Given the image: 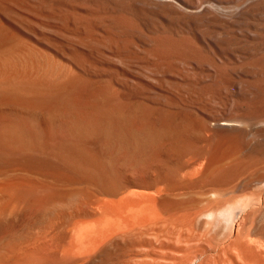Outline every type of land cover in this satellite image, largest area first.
<instances>
[{
	"label": "bare ground",
	"instance_id": "obj_1",
	"mask_svg": "<svg viewBox=\"0 0 264 264\" xmlns=\"http://www.w3.org/2000/svg\"><path fill=\"white\" fill-rule=\"evenodd\" d=\"M45 3L156 81L0 14V264H264V0Z\"/></svg>",
	"mask_w": 264,
	"mask_h": 264
},
{
	"label": "rangeland",
	"instance_id": "obj_2",
	"mask_svg": "<svg viewBox=\"0 0 264 264\" xmlns=\"http://www.w3.org/2000/svg\"><path fill=\"white\" fill-rule=\"evenodd\" d=\"M42 1H43V3L41 2V0H0V14L2 12L3 13L5 12V14L9 15V17L8 16H6V17H8V18L12 17L13 18V19L11 18L12 20H15V21L18 20L19 22H22V23H25V24L35 25L34 27L39 25L40 22L42 23L44 21L43 22L44 26L45 27L46 26L47 27H49V26L52 27L51 29L53 31H57V30H58L57 32H59V31L64 32L65 31L66 33L64 32L65 33L64 35L61 32H59V33L62 34L64 38L65 37L68 38L71 42H74L78 46L82 45V46H86L87 48H90V49H92L91 47H93L94 50L100 49L99 50L100 53L98 52V50H97V52L100 55H101V53H103L102 56L99 55V57H101V59L104 57L103 61L106 60L107 63H112V64H115V65H117L119 67H123V68H124L125 65H128L131 69H133L132 71L134 72L136 78L141 77V78L145 79L147 82H151V83L156 81L155 77H152V76L148 77L145 74H142V72H141L142 69L139 68V67H141V63H140V60H138V59H136V60L133 59V61L131 60L129 62H121V63H119L120 61L118 60V58H115L116 56L112 54V53H114L116 47H114L112 45H110V46H108V45L96 46L89 39H83V40L74 39V37L70 36L68 32L70 31L72 33V32H74L73 29H75V31H77L79 29H77V27L73 26L71 20L68 21L69 22L68 24L66 23L67 19L62 17L63 16L62 11L59 10L60 12H57L56 11L57 9L55 10V8H53L55 10V11H53V9L50 6H48V5L46 6L45 5V4H47V3H45L46 0L45 1L42 0ZM147 1H150L151 3H155L156 2L157 4H159V0H152V1L151 0H147ZM162 1L170 2V3H172L173 6H176L177 3H178V0H162ZM52 11H53V13H52ZM49 12L52 13V14H50ZM3 13H2V15H5ZM49 14L52 15V16L49 17ZM163 17L166 18V14L165 13L163 14ZM70 22H71L72 25L70 24ZM43 24H41V26L39 25V27H42V29L43 30L45 29V31L50 29V27L47 28V29L45 27H43L42 26ZM59 25L60 26L62 25L61 28L59 27ZM70 25L73 26V27H70ZM69 27H70V29H69ZM55 28H57V29L54 30ZM64 28L67 29V30H65ZM100 33H102V32L100 31ZM68 36H70V37H68ZM136 47L137 46H135V47L132 46V47H130V49L133 48L132 50H134V48H136ZM111 49H112V51H111ZM105 54H106V56H103ZM144 77H146V78H144ZM9 217H7L5 219V221L1 222V224H0V237H1V235H5V234H7L9 232H19V231L24 230V229H29V228L33 229V228L36 227V224L33 221V215L31 213V211H27V210L26 211L22 210L21 212L18 211V213H15L14 215H9ZM64 228L63 229L61 228L60 230H56L57 233L55 231L56 235L59 234L60 237H62V238H60L61 239V243H60L61 245L59 246L60 248L65 246L66 243H67V239L70 238V235L65 233ZM61 230L63 231V234H62ZM67 235H69V236H67ZM47 246H48V243H47ZM57 257H59V253H57ZM124 259H126V261L128 260L127 257L126 258L122 257V258H117L116 260H113L112 262H114V263H112V262L111 263L112 264H122L124 262L123 264H125L126 261ZM117 260H120L121 263H119V261H117ZM121 260H124V261H121ZM170 263L171 262H169V263L166 262V264H170ZM176 263H178V262H176ZM172 264H175V263L172 262Z\"/></svg>",
	"mask_w": 264,
	"mask_h": 264
}]
</instances>
